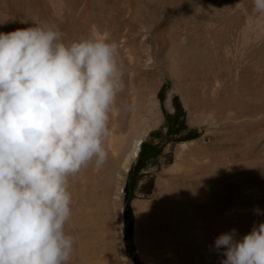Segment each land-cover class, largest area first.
I'll return each instance as SVG.
<instances>
[{
  "label": "rangeland",
  "instance_id": "374dc122",
  "mask_svg": "<svg viewBox=\"0 0 264 264\" xmlns=\"http://www.w3.org/2000/svg\"><path fill=\"white\" fill-rule=\"evenodd\" d=\"M40 22L66 43L118 42L124 71L107 162L70 177L69 264H221L219 235L235 229L240 239L264 223V17L252 0H74L59 16L43 0H0V33ZM179 110L186 129L166 141ZM153 120L118 181L131 140ZM143 143L162 149L140 172L126 241L128 180Z\"/></svg>",
  "mask_w": 264,
  "mask_h": 264
},
{
  "label": "clouds",
  "instance_id": "9594fccd",
  "mask_svg": "<svg viewBox=\"0 0 264 264\" xmlns=\"http://www.w3.org/2000/svg\"><path fill=\"white\" fill-rule=\"evenodd\" d=\"M264 17V0H252ZM57 25L0 33V264H69L70 177L108 159L110 116L125 89L118 42L66 43ZM215 239L221 264H264V223Z\"/></svg>",
  "mask_w": 264,
  "mask_h": 264
},
{
  "label": "trees",
  "instance_id": "16d2710c",
  "mask_svg": "<svg viewBox=\"0 0 264 264\" xmlns=\"http://www.w3.org/2000/svg\"><path fill=\"white\" fill-rule=\"evenodd\" d=\"M175 99H173L174 101ZM179 111H175V113L172 115L171 120L172 123H168L169 130L166 133L165 140L168 141V137L172 136V134H176L177 130L173 132V129L176 127L179 129V127L183 130L186 129V125L183 122V120H180L182 118V113ZM182 112V111H181ZM193 139V138H191ZM189 139H182L181 141H186ZM147 144L143 143L141 151L139 153V156L137 158V161L135 165L133 166V169L129 175L128 180V188L127 191L129 193V196L127 198V201L124 206V232H125V239L126 241H131L133 236V224H134V217L132 213V209L130 206V201L132 199V196L136 190V187L138 185V182L141 180L140 172L148 165V163L154 161L159 154L161 153L162 145H154V146H148L149 148H146Z\"/></svg>",
  "mask_w": 264,
  "mask_h": 264
},
{
  "label": "bare ground",
  "instance_id": "6f19581e",
  "mask_svg": "<svg viewBox=\"0 0 264 264\" xmlns=\"http://www.w3.org/2000/svg\"><path fill=\"white\" fill-rule=\"evenodd\" d=\"M43 1H44L45 8L47 10H50L52 14L57 15V16H59L60 14H63L65 11L71 12V9L73 7V2H74V0H43ZM156 125H157V122H155V120L144 123L140 131L138 132V135H136V137H134L131 140L128 150L122 157V161L119 164V171L116 172V178L118 181H123L125 179L127 172L129 171L132 163L135 161L137 157L141 142L146 137V134L148 133V131L151 130L152 127ZM118 216H119L120 222L122 223L123 221L122 211L119 212ZM120 256L122 259H126L123 253H121Z\"/></svg>",
  "mask_w": 264,
  "mask_h": 264
},
{
  "label": "flooded vegetation",
  "instance_id": "af4514ba",
  "mask_svg": "<svg viewBox=\"0 0 264 264\" xmlns=\"http://www.w3.org/2000/svg\"><path fill=\"white\" fill-rule=\"evenodd\" d=\"M179 133H181V130L179 131Z\"/></svg>",
  "mask_w": 264,
  "mask_h": 264
}]
</instances>
